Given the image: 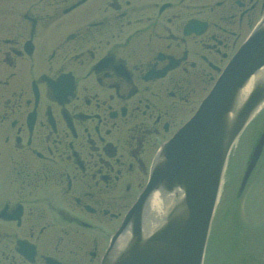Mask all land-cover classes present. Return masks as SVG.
Masks as SVG:
<instances>
[{"label": "flooded vegetation", "instance_id": "obj_1", "mask_svg": "<svg viewBox=\"0 0 264 264\" xmlns=\"http://www.w3.org/2000/svg\"><path fill=\"white\" fill-rule=\"evenodd\" d=\"M1 2L0 264H99L264 0Z\"/></svg>", "mask_w": 264, "mask_h": 264}, {"label": "water", "instance_id": "obj_2", "mask_svg": "<svg viewBox=\"0 0 264 264\" xmlns=\"http://www.w3.org/2000/svg\"><path fill=\"white\" fill-rule=\"evenodd\" d=\"M263 102L264 20L229 61L193 116L161 147L144 190L112 237L101 264H202L227 155ZM263 139L264 133L252 151L240 190ZM155 191L173 197L148 233L142 224L143 212Z\"/></svg>", "mask_w": 264, "mask_h": 264}, {"label": "rangeland", "instance_id": "obj_3", "mask_svg": "<svg viewBox=\"0 0 264 264\" xmlns=\"http://www.w3.org/2000/svg\"><path fill=\"white\" fill-rule=\"evenodd\" d=\"M263 129L264 111L242 132L230 153L203 264H264V148L243 192H238L248 152Z\"/></svg>", "mask_w": 264, "mask_h": 264}, {"label": "bare ground", "instance_id": "obj_4", "mask_svg": "<svg viewBox=\"0 0 264 264\" xmlns=\"http://www.w3.org/2000/svg\"><path fill=\"white\" fill-rule=\"evenodd\" d=\"M244 91H245V93H247L246 90H244ZM242 101H243V99H242ZM154 198H155V201L156 202H153L152 203L153 204L152 206H153V208L155 210H159V211L156 213L155 210H150V212L147 213V216H146V225L150 226L151 228H152V226L154 224H156L159 221V215L161 213V210H162L163 206H165L164 201H163L164 199L162 200V198L159 197V196H154Z\"/></svg>", "mask_w": 264, "mask_h": 264}]
</instances>
